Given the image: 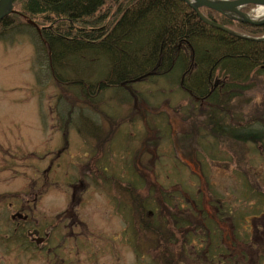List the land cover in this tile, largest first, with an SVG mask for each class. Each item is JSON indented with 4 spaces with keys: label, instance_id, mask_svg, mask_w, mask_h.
<instances>
[{
    "label": "rangeland",
    "instance_id": "rangeland-1",
    "mask_svg": "<svg viewBox=\"0 0 264 264\" xmlns=\"http://www.w3.org/2000/svg\"><path fill=\"white\" fill-rule=\"evenodd\" d=\"M248 13L258 15L256 8ZM34 43L27 30L0 41V236L15 235L11 217L21 213L29 226L49 227L58 241H68L59 250L64 264H162L160 252L136 255L126 230L128 201L123 203L113 181L136 180L139 174L148 181L153 173L163 189H177L172 201L187 214L198 216L195 203L204 196L212 206L207 218H221L219 227L213 225L215 234L222 235L221 252L213 262L204 258L208 243L199 239L205 232L199 227L183 230L191 244L170 246L174 254L166 264H264V208L256 216L244 212L257 205L246 201L251 189L264 195L259 149L254 153L252 145L225 138L216 146L206 139L196 143V127L204 117L199 111L193 114L187 95L163 79L133 86L136 102L106 92L93 108L52 81L45 60L37 63ZM236 109L245 122L264 116V75L251 80ZM83 115L101 130L97 140L82 134L84 130L78 133ZM144 117L156 128L162 121L168 134L146 127ZM209 144L222 161L201 156L200 146ZM103 162L108 166L105 183L94 167L98 163L100 170ZM147 188L140 194L146 196ZM60 259H29L0 248V264H61Z\"/></svg>",
    "mask_w": 264,
    "mask_h": 264
},
{
    "label": "trees",
    "instance_id": "trees-1",
    "mask_svg": "<svg viewBox=\"0 0 264 264\" xmlns=\"http://www.w3.org/2000/svg\"><path fill=\"white\" fill-rule=\"evenodd\" d=\"M253 8L248 6L242 11L248 13ZM200 11L208 20L238 34L264 36V26L234 22L208 9ZM24 30L35 40L37 63L45 60L52 81L71 95L79 96L83 103L96 108L106 92L111 95L119 92L130 100L120 86L122 83L133 87L137 83L167 80L169 86H176L187 95L194 105L193 114L199 111L204 117L200 128L196 127V143L206 139L216 146L225 138L252 145L253 152L259 149L264 157V116L261 113L262 118L245 122L240 113H235L251 89V80L264 75V42L240 39L208 26L178 0H13V13L0 22V41H10ZM137 79L140 80L132 82ZM83 116L86 123L81 120L78 133L84 130L82 134L97 140L101 132L97 123ZM143 119L146 127L168 134L169 128L162 121L156 128V123L150 125ZM148 135L154 138L153 133ZM200 150L204 159L222 161L212 144L200 146ZM105 163L100 170L98 163L94 165L104 183L108 179ZM129 172L131 177L132 170ZM113 181L123 203L128 201L124 205L128 211L126 230L131 231L134 246L130 244L137 256L154 250L160 252L162 264H166L167 258L170 260L174 254L170 246L191 244L183 230L199 227L205 230L199 239L206 238L208 243L204 258L213 262L221 252L218 241L222 235L213 230V225L220 226L221 218L216 214L219 220L215 216L210 221L207 218L206 211L212 207L208 204L209 197L203 196L199 204L195 203L198 216L194 218L173 203L172 193L177 189H163L153 173L148 181L140 174L136 180ZM144 188L148 191L146 196L140 194ZM251 191L246 201L256 200L257 205L244 212L256 216L264 208V195ZM143 236L144 247L139 242Z\"/></svg>",
    "mask_w": 264,
    "mask_h": 264
},
{
    "label": "water",
    "instance_id": "water-1",
    "mask_svg": "<svg viewBox=\"0 0 264 264\" xmlns=\"http://www.w3.org/2000/svg\"><path fill=\"white\" fill-rule=\"evenodd\" d=\"M185 3L190 9H192L200 21L208 26L218 29L226 34L233 37H237L244 40H249L253 42H264V37L252 38L245 35L238 34L218 23L208 20L202 13L201 9L211 10L231 21L238 22L241 24H247L250 26H264V15L254 16L252 14H247L241 11V9L247 6H255L264 10V0H178ZM13 13V0H0V22ZM30 25L34 24L28 22ZM137 79L132 82H138ZM128 94L132 97L134 102L138 101V97L135 91L130 85L122 83L120 85Z\"/></svg>",
    "mask_w": 264,
    "mask_h": 264
},
{
    "label": "flooded vegetation",
    "instance_id": "flooded-vegetation-1",
    "mask_svg": "<svg viewBox=\"0 0 264 264\" xmlns=\"http://www.w3.org/2000/svg\"><path fill=\"white\" fill-rule=\"evenodd\" d=\"M11 220L14 223L13 232L15 235L0 236V248L13 250L20 256L24 255L29 259L38 257L47 260H52L54 257L60 259L59 250L63 244L68 242H65V238L58 241L59 237L52 236V230H50L49 227H46V230H40L37 227L29 226L26 214L15 213V215L11 217ZM1 243L4 245H1ZM55 243L57 246L54 245ZM60 262L64 264L63 258L62 260L60 259Z\"/></svg>",
    "mask_w": 264,
    "mask_h": 264
},
{
    "label": "bare ground",
    "instance_id": "bare-ground-1",
    "mask_svg": "<svg viewBox=\"0 0 264 264\" xmlns=\"http://www.w3.org/2000/svg\"><path fill=\"white\" fill-rule=\"evenodd\" d=\"M264 15V10L263 11H258V16H263Z\"/></svg>",
    "mask_w": 264,
    "mask_h": 264
}]
</instances>
